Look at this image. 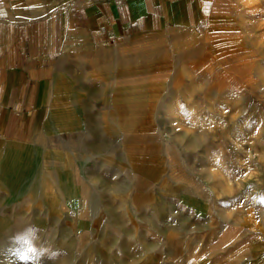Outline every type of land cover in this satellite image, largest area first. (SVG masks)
I'll return each mask as SVG.
<instances>
[{"label": "rangeland", "instance_id": "374dc122", "mask_svg": "<svg viewBox=\"0 0 264 264\" xmlns=\"http://www.w3.org/2000/svg\"><path fill=\"white\" fill-rule=\"evenodd\" d=\"M248 1L62 63L28 139L0 140V260L21 264L12 237L36 225L54 264H264V0Z\"/></svg>", "mask_w": 264, "mask_h": 264}, {"label": "crops", "instance_id": "0c3cea01", "mask_svg": "<svg viewBox=\"0 0 264 264\" xmlns=\"http://www.w3.org/2000/svg\"><path fill=\"white\" fill-rule=\"evenodd\" d=\"M219 3L0 0V140L22 144L28 139L67 73L64 61L97 52L121 60L137 53L142 42L204 25Z\"/></svg>", "mask_w": 264, "mask_h": 264}, {"label": "clouds", "instance_id": "9594fccd", "mask_svg": "<svg viewBox=\"0 0 264 264\" xmlns=\"http://www.w3.org/2000/svg\"><path fill=\"white\" fill-rule=\"evenodd\" d=\"M40 229L36 225H27L21 232L12 237V241L17 245L16 251L19 253V259L21 264L29 262V264H41L44 259L54 262L62 254L60 250H49L46 247H42L38 244ZM26 242V249L20 251V241ZM5 260H0V264H6Z\"/></svg>", "mask_w": 264, "mask_h": 264}]
</instances>
